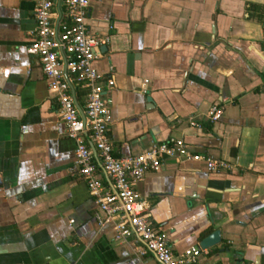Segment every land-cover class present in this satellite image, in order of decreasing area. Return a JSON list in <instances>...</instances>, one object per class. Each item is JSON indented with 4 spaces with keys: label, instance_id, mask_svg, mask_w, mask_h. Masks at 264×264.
<instances>
[{
    "label": "crops",
    "instance_id": "obj_1",
    "mask_svg": "<svg viewBox=\"0 0 264 264\" xmlns=\"http://www.w3.org/2000/svg\"><path fill=\"white\" fill-rule=\"evenodd\" d=\"M32 6L0 0V264H160L133 231L115 239L93 217L74 140L25 51ZM61 8L54 0L55 21ZM84 21L108 35L92 65L113 80L103 97L114 155L175 136L230 163L164 157L146 171L134 187L152 225L173 250L218 228L194 264H264V0H92ZM68 81L81 110L83 88ZM212 103L221 113L207 120Z\"/></svg>",
    "mask_w": 264,
    "mask_h": 264
},
{
    "label": "built area",
    "instance_id": "obj_2",
    "mask_svg": "<svg viewBox=\"0 0 264 264\" xmlns=\"http://www.w3.org/2000/svg\"><path fill=\"white\" fill-rule=\"evenodd\" d=\"M91 1L61 0L62 8L55 21L54 0H33V37L25 51L37 57L57 102L56 113L63 122L66 135L74 140L78 173L94 196L96 223L110 222L115 239H122L133 231L142 239L145 250L160 264H194L202 248L192 244L173 250L164 233L152 225L148 202L140 196L134 183L146 171L158 169L164 157L201 159L209 171L225 170L230 163L189 150L186 143L175 136L154 141L134 154H113L108 132V102L103 97L113 80L108 78L103 85L101 74L92 65L98 56V45L106 42L108 35H96L87 29L84 19ZM67 76L83 88L81 110L75 104ZM221 109V105L212 103L206 119H217ZM188 122L197 124L192 117ZM98 166L108 176L109 185L100 177Z\"/></svg>",
    "mask_w": 264,
    "mask_h": 264
},
{
    "label": "water",
    "instance_id": "obj_3",
    "mask_svg": "<svg viewBox=\"0 0 264 264\" xmlns=\"http://www.w3.org/2000/svg\"><path fill=\"white\" fill-rule=\"evenodd\" d=\"M219 240H220L219 229L214 228L198 240V245L201 248H205L217 243Z\"/></svg>",
    "mask_w": 264,
    "mask_h": 264
}]
</instances>
